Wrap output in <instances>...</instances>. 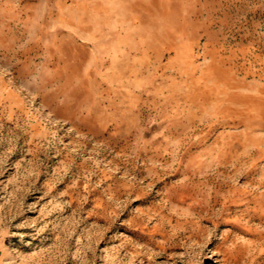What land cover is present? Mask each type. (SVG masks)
<instances>
[{
    "label": "rangeland",
    "instance_id": "1",
    "mask_svg": "<svg viewBox=\"0 0 264 264\" xmlns=\"http://www.w3.org/2000/svg\"><path fill=\"white\" fill-rule=\"evenodd\" d=\"M0 264H264V0H0Z\"/></svg>",
    "mask_w": 264,
    "mask_h": 264
}]
</instances>
